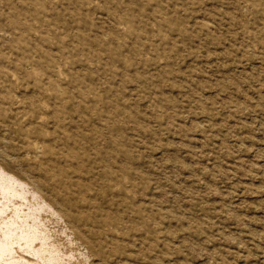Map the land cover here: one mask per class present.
<instances>
[{"label": "rangeland", "instance_id": "1", "mask_svg": "<svg viewBox=\"0 0 264 264\" xmlns=\"http://www.w3.org/2000/svg\"><path fill=\"white\" fill-rule=\"evenodd\" d=\"M0 264H264V0H0Z\"/></svg>", "mask_w": 264, "mask_h": 264}]
</instances>
